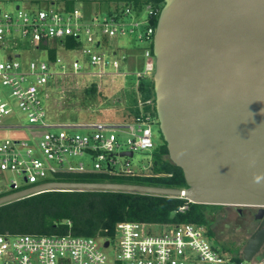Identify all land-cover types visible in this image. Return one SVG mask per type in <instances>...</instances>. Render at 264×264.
I'll list each match as a JSON object with an SVG mask.
<instances>
[{
    "label": "built area",
    "instance_id": "obj_1",
    "mask_svg": "<svg viewBox=\"0 0 264 264\" xmlns=\"http://www.w3.org/2000/svg\"><path fill=\"white\" fill-rule=\"evenodd\" d=\"M98 1L108 4L102 17L88 7ZM5 2L14 3L13 9H5ZM39 2L46 6L41 8ZM69 2H73L71 8ZM146 5L147 26L136 34L137 42L143 44L140 48L144 57L143 67L133 73L136 89L141 79L153 77L156 67L152 50L157 23L154 21L158 20L163 5ZM142 10L133 0H0V128L9 126L5 125L4 118L14 111L13 105H17L31 126L43 130L33 134L31 140H0V177L6 171L14 175L8 182H0V196L57 181L53 178L60 173L100 172L115 177L151 173L134 169L130 160L121 163L119 157L124 156L116 151L122 146L119 131L129 135L128 147L123 151L134 153L156 147L152 130L156 118L154 96L138 95L135 103L138 112L128 121L116 122L55 121L48 117L44 102L56 86L53 80L80 74L85 65L98 69L85 75H109L106 67H112L115 75L127 74L123 67L128 61L127 52L112 48L109 40L126 35L125 17ZM134 26L139 27L140 22L133 23L130 33L135 32ZM69 37L79 44L68 47ZM51 48H57V54L59 49L66 55L77 50L86 56L71 59L70 64L61 63L57 55L55 59L50 58ZM41 49L49 62L36 57L29 59L26 66L23 64V51ZM105 50L112 57L108 58ZM56 63H61L60 69H55ZM83 155L94 159L92 167H87L84 161L73 160ZM18 176L24 179L26 186L19 183ZM187 208L188 205H183L180 210ZM156 225L161 226L160 231L153 230ZM209 235L204 224L138 220L118 222L111 237L72 232L0 234V264H262L264 261V257L257 254L246 259L243 251L236 255L224 253L211 243ZM107 241L109 244L105 246ZM112 245L114 255L109 256L106 249Z\"/></svg>",
    "mask_w": 264,
    "mask_h": 264
},
{
    "label": "water",
    "instance_id": "obj_2",
    "mask_svg": "<svg viewBox=\"0 0 264 264\" xmlns=\"http://www.w3.org/2000/svg\"><path fill=\"white\" fill-rule=\"evenodd\" d=\"M152 50L160 130L187 186L47 181L0 196V205L45 191L100 190L264 207V0H164ZM263 243L264 228L244 257Z\"/></svg>",
    "mask_w": 264,
    "mask_h": 264
},
{
    "label": "trees",
    "instance_id": "obj_3",
    "mask_svg": "<svg viewBox=\"0 0 264 264\" xmlns=\"http://www.w3.org/2000/svg\"><path fill=\"white\" fill-rule=\"evenodd\" d=\"M73 2L68 3L71 8ZM134 5L143 8L146 4L161 6L164 0H133ZM155 23L157 20L154 21ZM79 42L67 38V46L75 47ZM136 50L142 52L138 44ZM57 48L49 49V56L55 59ZM151 82V91L148 86ZM90 90L95 91V86ZM133 99L155 97L152 78L140 80ZM138 112L132 108V117ZM131 119V118H129ZM53 120V119H52ZM154 161L151 173L138 176H109L100 172L60 173L57 181H117L136 184L184 188L187 186L182 168L175 165L168 156L166 143L153 150ZM188 205L185 210H180ZM222 205L199 204L184 197L161 196L127 191H45L0 205V234H65L95 236L98 233L111 237L120 221L138 220L152 223L193 222L204 224L209 233L214 222V212ZM213 221V222H212ZM107 230V231H106Z\"/></svg>",
    "mask_w": 264,
    "mask_h": 264
},
{
    "label": "rangeland",
    "instance_id": "obj_4",
    "mask_svg": "<svg viewBox=\"0 0 264 264\" xmlns=\"http://www.w3.org/2000/svg\"><path fill=\"white\" fill-rule=\"evenodd\" d=\"M94 2L92 6L88 5L92 13H98L100 17L105 15V10L108 8V4L104 1ZM14 3L5 2L4 8L12 10ZM38 5L44 8L46 5L39 2ZM56 8V6H51ZM102 9L103 11H98ZM148 11L147 5H144L143 10L138 13L126 16L124 21L126 24L127 34L124 36H117L109 40V45L112 48H118L119 51H125L128 55V61L124 64V70L128 72L125 75H115L116 71L112 67H106L105 71L110 73L103 77L85 75L87 72L95 73L98 71L89 65H85L83 71L80 74H69L65 77L59 76L52 81V84L56 86L51 89L50 95L45 102L48 117L55 121L71 120L76 122H116V121H128L131 116L129 113L132 108L135 110L136 105L133 102L136 96V76L133 74L134 71L139 70L143 67L144 57L141 51L136 50L135 45L139 44L136 40V34L138 31H144L147 26ZM140 22L139 27H135V32L130 33L129 30L133 27V23ZM141 47L143 44H139ZM108 58L112 57L108 50H105ZM58 50L57 57L61 59V63H69L71 59H82V56H86L81 51L66 52ZM23 64L26 66L27 61L33 58H40L46 62H49L47 54L44 50H31V52L23 51L22 53ZM55 64V69H60V65ZM68 64V65H69ZM151 78V77H150ZM153 78V77H152ZM151 82H148L150 91L152 89ZM92 86H95V91L90 90ZM139 95V92H138ZM137 95V96H138ZM13 112L4 118L5 127L0 128V140L7 138H26L31 140L33 134H38L43 130L33 127L29 124L27 117L21 112L17 105H13ZM155 121L152 124L153 130V141L157 148H160L165 144L164 137L160 130L158 116L156 112ZM17 126H21L18 128ZM81 131V130H79ZM118 140L122 144L121 148L116 152H122L127 149L126 140L129 135L125 132H117ZM155 147V148H156ZM154 150V149H153ZM153 150L143 149L134 152L132 157L124 156L119 157L121 163H125L130 160L131 166L134 169H141L144 171L151 172V165L153 163ZM73 160L76 162L84 161L87 167L93 166L94 159L89 155H83L74 157ZM119 166V165H118ZM0 177V182H8L14 175L6 171ZM19 183L22 186H26L24 179L21 176L17 177ZM232 208L229 205H222L221 209L217 212L216 218H211L213 223L211 224V232L209 239L211 243L217 246L224 253L238 254L243 248L247 239L251 235L244 233L240 229L235 228L233 222L236 218L235 215L228 213L226 218H221L225 213V210ZM214 217V216H213ZM231 217V218H228ZM154 231H160L161 226H153ZM109 256L114 255V246L106 249Z\"/></svg>",
    "mask_w": 264,
    "mask_h": 264
},
{
    "label": "flooded vegetation",
    "instance_id": "obj_5",
    "mask_svg": "<svg viewBox=\"0 0 264 264\" xmlns=\"http://www.w3.org/2000/svg\"><path fill=\"white\" fill-rule=\"evenodd\" d=\"M229 206L232 208H228L227 210H225V213L221 218H226L227 217L226 215H228V213L230 214V216L235 215V217H233L236 218L233 222L235 228L240 229L244 233H249L251 231V235L249 236V238L256 232L264 228V224L262 223L264 218L258 217V214H261L264 217V207L255 206V205H241V206L229 205ZM214 218H216V214L214 215ZM247 241L244 244L243 248L247 244ZM243 248L240 251H242ZM257 255L264 257V243L262 244Z\"/></svg>",
    "mask_w": 264,
    "mask_h": 264
},
{
    "label": "crops",
    "instance_id": "obj_6",
    "mask_svg": "<svg viewBox=\"0 0 264 264\" xmlns=\"http://www.w3.org/2000/svg\"><path fill=\"white\" fill-rule=\"evenodd\" d=\"M141 47V46H140Z\"/></svg>",
    "mask_w": 264,
    "mask_h": 264
}]
</instances>
